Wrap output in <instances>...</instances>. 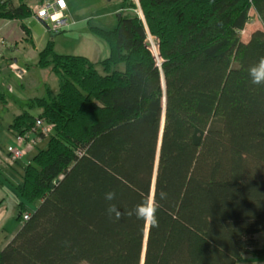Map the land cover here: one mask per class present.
Returning a JSON list of instances; mask_svg holds the SVG:
<instances>
[{"label": "trees", "instance_id": "1", "mask_svg": "<svg viewBox=\"0 0 264 264\" xmlns=\"http://www.w3.org/2000/svg\"><path fill=\"white\" fill-rule=\"evenodd\" d=\"M138 4L140 14L118 12L114 29L92 28L109 50L98 63L54 53L51 42L39 52L58 92L27 100L8 128L23 133L43 118L53 130L19 174L20 227L0 264H236L264 254L255 238L264 87L247 73L264 56V0ZM250 10L262 27L243 41ZM31 16L24 0H0L1 19ZM108 191L122 211L157 202L159 226L109 219ZM26 202L37 206L27 212Z\"/></svg>", "mask_w": 264, "mask_h": 264}, {"label": "rangeland", "instance_id": "2", "mask_svg": "<svg viewBox=\"0 0 264 264\" xmlns=\"http://www.w3.org/2000/svg\"><path fill=\"white\" fill-rule=\"evenodd\" d=\"M13 1L16 3V0ZM39 1L24 0L31 10ZM65 1L68 8L66 15L70 22L67 28L53 33L34 16L23 19L21 22L29 29L30 39L26 40L23 32L20 33L16 47L6 49L0 57V147L4 151L0 159V203L9 207L13 204L18 208L21 200L17 191V185L21 181L19 174L30 162L36 150L45 147L48 137L38 143L37 148L27 150L22 158L9 164L6 161L4 148L13 142V134L8 126L13 117L25 108L27 100L34 97H47V93L55 95L58 92L57 78L51 72L50 65L47 67L38 65L39 52L48 42H51L54 53L86 56L98 63L107 56L109 50L107 43L96 35L92 28L114 29L117 25L118 12L131 13L134 9L140 14L138 0ZM0 20L3 19L0 18ZM261 27V22L253 10H250L249 19L239 32L240 39L247 40L253 30ZM146 40L150 48L151 44H155L154 38L150 35ZM97 69L101 71L99 64ZM31 113L35 115L37 110L33 109ZM24 206L27 212H31L36 208L37 203L26 202ZM11 221L18 223L16 218ZM245 258L239 259L236 264H251L250 259ZM80 264L87 263L82 261Z\"/></svg>", "mask_w": 264, "mask_h": 264}, {"label": "built area", "instance_id": "3", "mask_svg": "<svg viewBox=\"0 0 264 264\" xmlns=\"http://www.w3.org/2000/svg\"><path fill=\"white\" fill-rule=\"evenodd\" d=\"M66 5L64 0H42L34 6L32 16L42 21L46 28L53 33L61 31L70 25L67 15L64 13ZM3 40L1 39V43ZM53 130V124L46 122L43 118H36L34 126L23 132L13 135V142L5 149L6 161L13 164L22 158L27 150L34 149L38 143L48 137ZM3 149L0 147V159ZM28 214L23 215V220Z\"/></svg>", "mask_w": 264, "mask_h": 264}, {"label": "crops", "instance_id": "4", "mask_svg": "<svg viewBox=\"0 0 264 264\" xmlns=\"http://www.w3.org/2000/svg\"><path fill=\"white\" fill-rule=\"evenodd\" d=\"M64 3L66 5L65 0H64ZM64 13L65 14L68 13L67 5H66V9L64 10ZM21 23H22L21 21H18L15 19L14 20H7V19L0 20V57L2 56L3 52L6 49H14L16 47V43L20 38V33H22V30L20 27ZM1 39L3 40L2 43H1ZM13 61L15 62V59ZM34 110H37V109H34ZM38 113H39V110H37L36 114ZM11 207H9L6 204H3L2 202L0 203V249L6 245V243L13 237L15 232L20 227L19 223H13L11 221V219L16 218L18 208L16 206H13V204ZM9 208L11 209L9 210ZM255 238H256L257 248L264 249V245H263L264 244V230L257 233L255 235ZM242 258L250 259L251 264H264V254L262 255L248 254V255H244Z\"/></svg>", "mask_w": 264, "mask_h": 264}, {"label": "clouds", "instance_id": "5", "mask_svg": "<svg viewBox=\"0 0 264 264\" xmlns=\"http://www.w3.org/2000/svg\"><path fill=\"white\" fill-rule=\"evenodd\" d=\"M249 81L253 86L264 87V56L249 66L248 70ZM167 198V193L164 191L159 192V199L164 200ZM104 199L108 201L106 213L109 219L119 221L124 217L135 216L138 220H142L149 223L153 227L159 226L157 212L159 205L154 200H144L140 204H137L133 209L120 210L116 204L111 203L116 199V193L114 191H108L104 194Z\"/></svg>", "mask_w": 264, "mask_h": 264}, {"label": "water", "instance_id": "6", "mask_svg": "<svg viewBox=\"0 0 264 264\" xmlns=\"http://www.w3.org/2000/svg\"><path fill=\"white\" fill-rule=\"evenodd\" d=\"M117 15H118V13H117ZM46 26V25H45ZM163 82V88H164V81H162ZM164 104H165V97H164Z\"/></svg>", "mask_w": 264, "mask_h": 264}]
</instances>
